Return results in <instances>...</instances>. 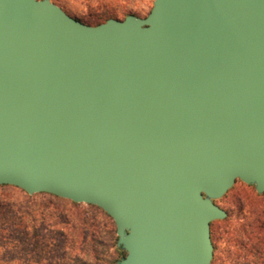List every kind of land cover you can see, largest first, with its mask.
<instances>
[{"label": "water", "instance_id": "water-1", "mask_svg": "<svg viewBox=\"0 0 264 264\" xmlns=\"http://www.w3.org/2000/svg\"><path fill=\"white\" fill-rule=\"evenodd\" d=\"M238 179L264 192V0H0V185L102 208L120 264H211Z\"/></svg>", "mask_w": 264, "mask_h": 264}, {"label": "rangeland", "instance_id": "rangeland-1", "mask_svg": "<svg viewBox=\"0 0 264 264\" xmlns=\"http://www.w3.org/2000/svg\"><path fill=\"white\" fill-rule=\"evenodd\" d=\"M155 0H52L62 7L68 14L83 20L88 24H99L110 18L124 19L126 16L133 14L138 17H146ZM215 203L227 211L225 219L213 221L211 225V236L214 243V257L211 264H244L245 254L240 246L241 239L247 234L251 218L255 215L262 216L264 223V192L259 193L255 186L249 185L238 179L235 185L221 198L216 199ZM0 204L4 206V216H0V222L3 223L7 217L14 214L25 218L30 222L31 218L36 217V225L43 226L38 236L34 237L33 242L29 245L24 240L17 243L16 247L10 248V255H6L2 242L0 243V260L12 259L15 257V264H30L29 258L32 256V263L39 264L41 259H46L50 251L55 248L60 249L58 244L62 238L59 233L51 230L49 226L40 225V211L45 210L54 213L56 216H62L69 222L75 223L82 220V216H92L101 221L100 231L104 234L105 229H114V235L111 239L104 238L106 246V255L113 253L117 258L122 259L117 252L118 245L115 243L118 235L116 225L111 219L104 217L100 212L98 215L91 212L89 205L79 203L73 205L70 201L57 199L46 193H36L30 195L23 189L14 185H0ZM30 214V215H27ZM103 214V215H102ZM28 233L32 232L31 225L27 226ZM105 228V229H104ZM51 230V231H50ZM264 236V230L261 231ZM71 239L79 238V232L73 231ZM26 235V234H25ZM32 238V235H30ZM54 237L56 240H53ZM1 240V239H0ZM53 241V242H52ZM108 241V242H107ZM61 250V249H60ZM122 251H125L121 249ZM59 251V250H58ZM56 251V252H58ZM108 260V258H107ZM13 262H10V264ZM103 264H108L103 262Z\"/></svg>", "mask_w": 264, "mask_h": 264}, {"label": "trees", "instance_id": "trees-1", "mask_svg": "<svg viewBox=\"0 0 264 264\" xmlns=\"http://www.w3.org/2000/svg\"><path fill=\"white\" fill-rule=\"evenodd\" d=\"M83 22L86 23L85 21ZM46 194L52 195L57 199L70 201L73 205H79V203H76L72 200L58 197L50 193ZM88 205L91 212L97 215L102 212L104 217L113 221L112 217L102 208L92 204ZM3 209L4 206L0 204V216H4V211H2ZM27 215L30 214L27 213ZM90 215L92 216H82V220L71 223L62 216H56L54 213H50L49 211L45 210L40 211V216L38 217L41 218L40 225H46L49 226L51 230H56L62 240L60 241L61 244H58V247L61 250L55 248L54 250L50 251L48 257L46 259H41L39 264H103V262H107L108 264H120L119 262L121 259L113 255V253L109 254V257L106 255V246H109L110 244L107 243V245L104 246L103 243L104 238L109 240L111 239V236L113 237L115 233L114 229L111 230L108 228L107 230L104 228L105 232L103 234L99 229L101 221H98L97 218L93 216V214ZM2 220L4 221L3 223L0 222V243L2 242L1 245H3L2 247L7 253L6 255H10V248L16 247L19 240L21 241L22 239L23 241L24 237L25 241H28L30 245L33 242L34 237L38 236L41 229L43 228V226L39 227V225H36V217L31 218L30 222H26L25 218H21L18 216V214H14L11 218L7 217V219ZM29 224L31 225L32 232L27 234V226ZM248 226L249 228L247 229V234H244V238L241 239L240 243V246L242 247L245 254L244 264H264V236L261 233V231L264 230L262 216L255 215V218H251V224ZM73 231L80 233L79 238L74 237L71 239V233ZM30 235H32L31 239H29L31 237ZM52 239L56 240L54 237H52ZM117 242L118 238L115 243L117 244ZM121 249V247L117 248V252L120 257L122 256V258H124L126 256V251H122ZM10 260L11 261L8 259H2L0 260V264H10V262H13L11 264H15L16 260L18 259L13 257ZM29 263L33 264L32 256L29 258Z\"/></svg>", "mask_w": 264, "mask_h": 264}]
</instances>
